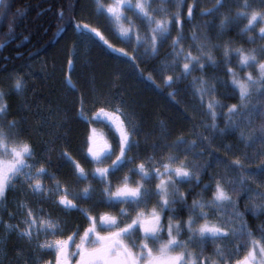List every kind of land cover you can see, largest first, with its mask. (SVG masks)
Returning a JSON list of instances; mask_svg holds the SVG:
<instances>
[{"label":"snow or ice","instance_id":"snow-or-ice-1","mask_svg":"<svg viewBox=\"0 0 264 264\" xmlns=\"http://www.w3.org/2000/svg\"><path fill=\"white\" fill-rule=\"evenodd\" d=\"M199 2L161 0L158 7H153L152 0H112L107 5L93 0V15L98 24L103 17L104 27L79 22L72 27L74 34L87 39L89 47L102 45L119 54L142 76L140 63H148L162 46L168 45L171 60L165 72L171 74L162 72V81L172 87L192 77V96L196 107L211 120L201 121L210 134L205 135L195 124L187 131L178 127L174 134L160 120V134L147 145V155H142L147 149L141 148L139 118L129 125V118L135 114L123 102L113 105V97L105 94L94 96L91 103L107 107L97 108L89 119L84 116L85 97L81 92L76 100L80 105L77 115L88 123L103 122L113 142L91 128L81 160L74 159L67 150L59 153L70 167V175L61 181L49 173L50 160L39 166L29 163L36 155L31 142L34 130L25 129L20 118L9 120L6 128L0 125V201L22 184L37 197V206L25 200L17 203L19 222L5 224L7 231L0 245L7 244V233L15 229L17 237L29 244L41 233L54 237L36 245L47 250L49 257L41 261L38 256V264H264V221L253 228L246 218L249 213L255 219L264 215V159L253 166L256 155L264 156V43L252 48L234 46V38L227 36L234 26L246 21L237 35H247L248 44L264 41V0H214L210 7H200L197 12ZM166 4L174 10L169 11ZM69 8L75 12V0H69ZM24 11L22 7L13 10L9 0H0V30L5 39L13 38ZM197 15L219 17L214 36L209 28L211 20L192 24ZM59 18L64 19L63 10ZM186 24H192L187 47L183 44ZM105 32L124 37L120 40L122 46L110 42ZM140 47L145 50L143 56L137 55ZM217 49H222V62L214 55ZM66 55L69 68H74L75 43ZM233 56L238 58L234 66ZM209 68L223 75L214 74L210 82L206 79ZM157 72L159 65L145 79L155 84L153 76ZM119 79L120 74H114L112 91L119 87ZM217 83L224 87L223 97L218 95ZM23 89V77H15L12 90L20 94ZM167 95L181 105L175 91ZM181 107L190 121L195 120L187 107ZM7 111L5 94L0 91V116ZM221 116L222 128L218 123ZM229 134H235L237 144L244 149L259 144L262 151L250 158L247 151L225 144L223 155H214L220 149L212 141L217 135ZM205 155L203 163L195 162V158ZM214 165L223 172L210 171ZM123 169L126 172L121 181L119 173ZM205 173L208 179L201 184ZM45 175L52 183L50 188L42 182ZM133 176L138 179L133 180ZM193 182L199 191L193 190ZM80 184L87 186L76 187ZM93 184L102 188L97 191ZM184 184L187 187L182 190ZM205 193L210 195L205 198ZM242 199L247 201L243 209ZM225 208L230 209L226 215ZM72 212L77 216L69 229L66 217ZM8 215L15 217L16 211ZM219 239L231 241V246L225 250L215 243ZM209 241L214 244L212 253L206 252ZM21 255L17 252L18 257Z\"/></svg>","mask_w":264,"mask_h":264},{"label":"trees","instance_id":"trees-1","mask_svg":"<svg viewBox=\"0 0 264 264\" xmlns=\"http://www.w3.org/2000/svg\"><path fill=\"white\" fill-rule=\"evenodd\" d=\"M214 0H200L197 12L200 7H210ZM13 10L18 7L25 9L24 15L18 19L12 39H5L4 33L0 30V91L5 94V100L8 105V111L5 115L0 116V125L7 126L9 120L22 119L25 129H33L31 142L34 145L35 159L30 160L39 166L42 161H49L47 164L49 173H54L58 179L64 181L70 175V167L67 161L63 160L59 153L67 150L74 159L81 160V151L87 150V135L91 128L113 142L112 133L105 127L103 122L88 123L86 120L77 115L80 105L76 102L77 97L83 92L85 103L83 105L84 116L89 119L99 107H107L103 104L91 103L96 95H111L113 105L123 102L129 112L134 113L135 117L129 118V125L135 122L138 117L140 121V140L141 148L147 149V145L160 134L158 121L163 120L172 129L173 133L178 132V127L187 131L193 124L199 131L205 135L210 134V129L203 128L201 121L211 123L210 118L204 115L203 111L196 107V100L192 96V77L179 83H174L172 87L164 85L161 73L165 72L171 56L168 55L170 49L168 45L160 48L159 54L148 63H140V68L144 70V75L129 64L124 63L126 59L120 57L117 53H111L104 46H88L85 37L74 34L73 24L76 22L89 24L91 27H104L103 17L98 24L96 17L93 15L95 4L93 0H75L76 10L73 13L69 8V0H9ZM154 7L161 4V0H154ZM169 11H173L171 4H166ZM63 10L64 19L59 18V12ZM73 17V19H69ZM203 20H211L209 25L210 32L215 34V25L219 22V17H201L197 15L192 24H199ZM246 21H241L238 26H234L227 36L234 38L235 45L243 44L246 48L255 47L264 41L257 40L255 44L246 43L247 35H237L239 27H243ZM192 24L185 25V37L183 41L185 47L189 43L187 36L190 35ZM63 28V31L60 29ZM106 37L117 47L122 46L120 40L122 37H114L112 33L105 32ZM75 43L77 58L74 68H69L66 55L67 51ZM128 51H132L131 47ZM144 48L140 47L137 55H144ZM216 58L222 62V49H217L214 53ZM237 57H232V65L237 62ZM155 65H159L160 72L154 74L155 84L145 79ZM119 73V87L112 91L114 83V74ZM223 75V73H214L213 69H207L206 79L212 81L213 75ZM199 75V73H193ZM17 76L23 77L24 89L22 93L17 94L12 90L13 80ZM227 81L228 77H224ZM159 85V87H157ZM230 87V85H229ZM218 95L223 97L224 87L217 83ZM175 91L176 99L181 101V105L187 107L188 112L195 116V120L190 121L188 115L182 111L181 105H177L169 98L167 93ZM235 102V101H231ZM108 110H112L109 108ZM219 126L224 127L223 116L218 120ZM114 131V130H113ZM171 138V137H170ZM194 136H188L193 139ZM9 142H12L11 140ZM213 146L220 149V152L214 155H223L224 145H233L241 151H247L249 157L254 153L262 151L259 144H255L248 149L243 145H238L235 134H229L224 137L219 135L212 141ZM199 149H197L198 151ZM150 149L142 151V155H147ZM133 153H129L132 155ZM239 154V153H238ZM231 155V154H229ZM190 161L193 157L189 154ZM207 156L195 158L196 163H203ZM264 156L256 155L253 166L259 163ZM94 165H85L86 168ZM35 169H33L34 171ZM195 170V169H194ZM223 172V168L216 169L215 165L210 171ZM258 171V169H257ZM126 169L119 173V180L122 181ZM46 187H52L48 175L41 177ZM133 180L138 177L133 176ZM208 175L202 177L201 184L207 181ZM86 184H80L76 187L83 188ZM187 185H181V189ZM93 188L99 191L102 188L100 184H93ZM193 190L199 191L193 182ZM210 193H205V198ZM25 200L31 206H37V197L33 196L27 188V185L17 184L15 191H9L7 199L0 201V239H3L6 233L5 224L16 225L20 219V212L17 209V203ZM191 198L189 199V203ZM247 201L241 200L243 209ZM84 205V201L80 202ZM47 207V205H45ZM9 211H16L15 217H9ZM230 211L225 208V215ZM77 213L72 212L67 215L69 229L75 220ZM55 218V214H54ZM65 218L61 214V219ZM253 228L258 223L264 221V215L258 219L252 217L249 213L246 217ZM23 227V225H21ZM50 235L41 233L39 237L33 238L31 244L26 240L17 237L16 230L13 229L7 233V244L0 245L3 250L0 251V264H38L37 257L40 260L48 259L47 250L36 247L46 240L53 239ZM222 248L227 250L231 246V241L219 239L215 241ZM214 244L209 241L206 247L207 253H212ZM17 252H22L17 256Z\"/></svg>","mask_w":264,"mask_h":264},{"label":"rangeland","instance_id":"rangeland-1","mask_svg":"<svg viewBox=\"0 0 264 264\" xmlns=\"http://www.w3.org/2000/svg\"><path fill=\"white\" fill-rule=\"evenodd\" d=\"M111 2H112V0H102V3H104L105 5H107L108 3H111ZM152 4H153V7H154V5L156 4V3H154V0H152ZM165 7H167V6H165ZM141 34L143 35V30H141ZM122 38L125 39L124 37H122ZM9 143L11 144L12 142H9Z\"/></svg>","mask_w":264,"mask_h":264},{"label":"water","instance_id":"water-1","mask_svg":"<svg viewBox=\"0 0 264 264\" xmlns=\"http://www.w3.org/2000/svg\"><path fill=\"white\" fill-rule=\"evenodd\" d=\"M2 46H0V48H1Z\"/></svg>","mask_w":264,"mask_h":264}]
</instances>
